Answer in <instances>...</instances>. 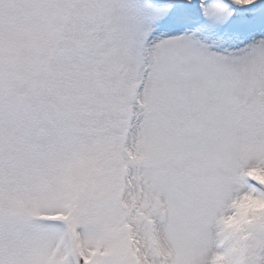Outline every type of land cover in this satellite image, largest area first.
I'll return each mask as SVG.
<instances>
[{
	"label": "snow or ice",
	"instance_id": "1",
	"mask_svg": "<svg viewBox=\"0 0 264 264\" xmlns=\"http://www.w3.org/2000/svg\"><path fill=\"white\" fill-rule=\"evenodd\" d=\"M0 264H264V0H0Z\"/></svg>",
	"mask_w": 264,
	"mask_h": 264
}]
</instances>
